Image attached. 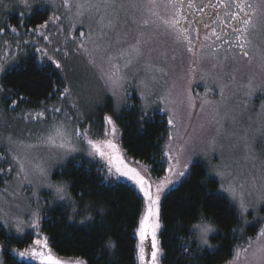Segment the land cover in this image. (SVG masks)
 <instances>
[{
    "label": "rangeland",
    "instance_id": "1",
    "mask_svg": "<svg viewBox=\"0 0 264 264\" xmlns=\"http://www.w3.org/2000/svg\"><path fill=\"white\" fill-rule=\"evenodd\" d=\"M166 3L157 0L153 9L156 15H152L147 0H70V8L64 7V0H0V21L4 13L15 8L24 18L37 7L51 10L47 27L36 35L23 36L22 42L47 53L42 56L39 52L40 63H52L49 57L59 62L60 69L52 65L63 83L53 100L35 109L7 110L0 100V151L8 161L0 184V228L15 237L31 233L34 241L43 240L39 229L31 227L33 213H39L40 222L43 212L56 205L66 207L70 221L87 222L88 214L73 212L74 207L78 210L67 185L53 180L52 175L71 159L99 164L108 170L107 160L90 155L83 138H73L76 151L58 147L59 139L50 144L47 138L62 123L70 133L87 130L88 138L94 141L113 139L104 136L108 127L104 116L116 119L134 97L144 117L157 113L167 123L173 122L168 123L165 144L166 172L160 178L151 177L154 183L165 176L173 181L161 197L181 182L192 163H202L208 177L217 181L218 193L238 214V236L241 238L247 227L257 228L254 238L239 244L226 264H264V236L260 235L264 230V0L249 3L255 14L247 33L248 43L242 50L248 55L216 58L200 65H193L192 56L177 40L178 34L163 23L173 19ZM77 4L85 5L80 9L81 16L76 15ZM145 19L150 21L147 27L142 26ZM3 27L0 24V63L7 61V69L15 65L24 46L20 47L17 39L13 43L5 41ZM133 46L139 47V55L132 51ZM112 65L119 66L124 77L117 97L100 78L101 71L114 70ZM54 108L61 111L54 112ZM120 154L133 167L121 150ZM17 160L23 162L24 172ZM182 171L185 174L180 176ZM112 176L131 184L139 193L131 181ZM228 184L236 188L237 199L224 190ZM50 185H64L67 198L61 200ZM239 197H243L247 211H241ZM143 210L144 199L141 215ZM211 226L214 232L209 238L216 232ZM193 239L198 251L213 249L211 243V247H202L194 236ZM144 247L146 260H150V238ZM237 251L241 253L239 258ZM136 257L140 264L137 251Z\"/></svg>",
    "mask_w": 264,
    "mask_h": 264
},
{
    "label": "trees",
    "instance_id": "2",
    "mask_svg": "<svg viewBox=\"0 0 264 264\" xmlns=\"http://www.w3.org/2000/svg\"><path fill=\"white\" fill-rule=\"evenodd\" d=\"M22 15L20 9L15 8L4 13L0 21L4 26L5 41L13 43L17 39L20 47L24 46L23 36L36 35L43 29L39 25H48L52 12L37 7L27 17ZM12 28L16 31H11ZM19 55L15 65L0 75V100L4 107L9 110L12 107L10 100H15L14 108L30 110L53 100L63 86L57 69L49 61L40 63V54L34 47L25 45L17 57ZM131 100L132 103L115 119L117 144L133 167L139 170L140 165H147L150 169L147 175L160 178L167 168L168 123L157 113L143 116L142 120L135 98ZM7 162L6 155L0 151V184ZM52 177L67 185L78 212L92 209L86 213L92 219L83 224L72 222L63 205L44 211L39 232L47 239L48 250L59 258L85 259L88 264H138L136 229L143 209V199L138 191L127 182L109 177L105 167L77 158L57 167ZM160 208L161 264H226L233 259L238 245L253 239L257 232L255 226H250L244 229L241 238L238 236L241 223L237 212L218 193L217 181L208 177L200 162L192 163L181 182L161 197ZM201 216L216 228L209 238L211 250L198 251L193 239L192 225ZM109 241L114 248L109 247ZM33 242L31 233L15 237L0 228L3 264H39L30 255H16L31 249ZM185 249L189 251L185 252Z\"/></svg>",
    "mask_w": 264,
    "mask_h": 264
},
{
    "label": "snow or ice",
    "instance_id": "3",
    "mask_svg": "<svg viewBox=\"0 0 264 264\" xmlns=\"http://www.w3.org/2000/svg\"><path fill=\"white\" fill-rule=\"evenodd\" d=\"M48 2H51V0H48ZM182 3L183 0H180ZM177 0H167L166 6H170L173 9L176 8ZM157 6V0H147V7L149 11L152 13V15H156V12L153 11V9ZM191 7V4H189ZM64 7L70 8V0H64ZM77 16H81L83 13L80 11V9H83L85 7L84 4H77ZM89 7H94V5H89ZM245 7L248 9H252L253 6L251 4H242L237 0L236 2V8L239 9L240 12H245ZM253 12H245V16L243 19H241L240 23L242 25L241 28L236 29L238 32L237 35V41H239V47L241 50L245 48V46L248 43L247 40V33L249 32V28L252 26V19L250 18L252 15H254ZM53 20L59 19V17H53ZM232 19H237V14L232 15ZM163 23L169 27L170 29H176L177 25L179 24V21L175 18L170 20H164ZM150 24V21L148 19H145L142 21V26L147 27ZM39 28H45L47 27V23L41 24L38 26ZM11 31L15 32L16 29L12 28ZM81 36L84 35V33H80ZM213 35L216 34L213 32ZM47 38V37H45ZM183 39L184 41H187L189 47L188 51L192 52L193 48L191 45V41L188 40V37L184 35V33H179L177 36V40ZM207 39V37H206ZM219 39V37H217ZM37 52H41L40 49L36 50ZM132 51L135 52L137 55L140 54V49L138 46H133ZM215 51V49H213ZM42 56H46V52H41ZM244 56H247L248 53L246 51L243 52ZM49 59L52 60V63L55 65L57 69H60L62 65L57 62L55 59H52L49 57ZM7 61H4L3 63H0V74L5 73V64ZM113 71L111 72H103L101 71V79L104 82L105 88L111 92V94L114 97H117L119 95L120 89L122 87V81L124 79L123 75L120 72V68L117 65H112ZM11 71V69H9ZM68 90L65 89V92ZM10 103L12 104V107H15L16 101L10 100ZM191 103V100H190ZM54 112H60L61 109L54 108ZM42 115V114H37ZM143 120V115L141 117ZM168 123L171 125L173 122L172 120H169ZM104 124L107 125V129L104 132L105 137H112L113 139H104L103 141H94L92 139L88 138V132L87 130H84L82 133L80 129H75L73 132H68L65 126L61 123L57 125L53 129V133H50L47 140L48 143L54 144L57 139H59L61 142L59 143L58 147L66 149L67 151H76L77 147L73 144V138H83V140L87 143L90 152V155H98L101 159L106 158L107 165H108V176L111 177L113 174L116 175L117 178L124 177L127 180L131 181L139 190V193L142 194L144 199V210L143 214L140 216L138 226L136 229V235L139 239V244L137 246V254L139 258L140 264H161L160 257L163 255V250L160 246V241L158 239V231L161 228V193L173 182L169 176H165L162 180H160L158 183H154L151 180V177L147 175L150 171L147 165H140V168L138 170L137 167H130L127 163H125L124 159L121 157L120 149L118 148V145L114 142V139L117 136L118 128L116 126V120L114 119L113 115H105L104 116ZM171 139V137H170ZM165 155H168V153H165ZM171 160V157H169ZM17 163L20 165V171L24 172V165L23 162L20 160H17ZM137 164H140L139 161L136 162ZM114 170V173H113ZM187 170V169H185ZM168 172L171 174L173 172V167L170 166L168 168ZM43 174V173H42ZM185 173L182 171L179 173L180 176H183ZM25 179H27V175H25ZM54 188L55 192L59 196L61 200H64L67 198L66 188L64 185H50ZM153 188L155 189L153 191ZM226 192L231 194L233 199H237V191L236 188L232 184H228L227 187L224 189ZM239 204L240 209L242 212L247 211L245 202L243 197H239ZM91 208H85L83 212H76V208H73V212H75L77 215L86 214L88 212H91ZM88 220H91L92 217L88 216ZM83 223V221H82ZM211 221H206V218L201 216L199 221L192 225V235L196 238L198 244L202 247H211L209 242V235L214 232L213 227L211 226ZM39 213L34 212L33 213V220L31 223V227L34 229H39ZM17 231H19V228H17ZM261 236H264V230L260 233ZM151 239V252H150V260H146V254H145V241L148 239ZM109 247L114 248L115 245L109 241ZM48 249V242L47 239H36L33 242V247L31 249L20 251L16 253V255L20 257H28L29 255L33 260H39V264H88V261L85 259H76L74 261H68L64 262L57 258H54L50 251H47ZM15 252V250H13ZM189 249H185V252H188ZM240 251H237L236 257L239 258ZM0 264H3L2 261H0Z\"/></svg>",
    "mask_w": 264,
    "mask_h": 264
},
{
    "label": "flooded vegetation",
    "instance_id": "4",
    "mask_svg": "<svg viewBox=\"0 0 264 264\" xmlns=\"http://www.w3.org/2000/svg\"><path fill=\"white\" fill-rule=\"evenodd\" d=\"M236 2L237 0H183L181 3L177 0L175 9L169 6L172 17L179 21L173 31L177 34L184 33L191 41L193 51L189 52L187 41L179 40L189 56H192L193 65L198 63L200 65L216 58L245 57L238 46L236 29L242 27L240 21L244 18L245 12L251 11L245 7V12H240L236 8ZM239 2L247 5L250 0ZM233 14H237V19H232ZM250 18L252 19V16Z\"/></svg>",
    "mask_w": 264,
    "mask_h": 264
}]
</instances>
